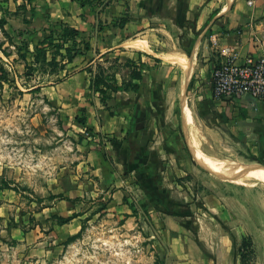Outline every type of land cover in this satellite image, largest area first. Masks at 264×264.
I'll use <instances>...</instances> for the list:
<instances>
[{
    "label": "crops",
    "instance_id": "obj_1",
    "mask_svg": "<svg viewBox=\"0 0 264 264\" xmlns=\"http://www.w3.org/2000/svg\"><path fill=\"white\" fill-rule=\"evenodd\" d=\"M82 1L6 0L4 3L15 13L12 20L15 28L27 31L24 35H33L40 40L45 29L63 22L77 28L89 39L92 48L62 69L70 65L77 70L72 76V80L77 82L73 89L76 95L78 92L90 91V75L76 66L84 59L90 66L111 55L123 54L127 48H134L133 52H142V57L139 55L138 59L141 57L145 61V53H152L186 71L190 66L186 50L169 47L162 52H155L152 49L153 27L156 23L164 27L187 24L192 31H203L204 37L199 36L196 45L200 43L202 54L206 57L204 61L208 63L189 96L201 123H198L194 111L187 104L188 98L185 106L193 152L198 160L226 175L228 179H225L229 181L233 172L225 173L224 170L216 169L197 153L195 141L201 143L203 153L218 158L204 150L202 132L208 143L218 148L220 155H242L251 161L264 163V103L251 95L217 99L213 96L211 81L212 70L224 58L225 50L236 48L240 54L239 62H243L247 55L264 56V0H112L100 14L97 0L85 5H82ZM126 14L130 21L123 28L117 26L115 23L118 18ZM192 22H195L194 29L190 25ZM139 34H147V38H136ZM175 49L186 54L187 64L183 69L176 61L164 57V53ZM211 49L218 53V58L211 57ZM198 53H194V64L198 61ZM131 54L124 57L125 60L134 58L135 54ZM203 70L205 73L209 70L207 76L203 75ZM147 71L144 70V81L131 79L127 75V79L139 84V87L135 91L115 93L109 100L113 101L111 105L114 112L103 106L99 95L95 96L93 104L89 102L84 105L86 126L105 145L91 151L88 161L101 173L100 183H137L147 195L149 204L144 210L151 212V208L156 211L161 207L165 213L164 220L175 236L171 245L172 253L180 259L181 264H243L238 247L245 238L252 241L253 257L249 263L264 264L262 189L239 183L222 187L212 183L214 186L211 189L202 191L200 196L193 193L188 200V195L173 197L172 190L161 185L175 179L169 162L164 161L163 153H176L181 147H172L177 136L169 127L171 124L166 115L169 102L165 99L162 84L148 76ZM117 78L121 83L122 77H118V73ZM79 81L82 82L81 87ZM122 92L124 95L121 97ZM80 126L85 131L86 127ZM157 138L161 139L162 145L156 148ZM241 166L240 170H247L243 168L246 165ZM188 168L189 171L193 170L190 163ZM251 169L264 172V167ZM70 191L65 196L73 199ZM75 196L79 198L81 195L77 193ZM5 208L6 203L0 200V218L5 216ZM9 225L0 232V264H5L3 257L9 255L3 251L23 245L30 234L22 231L20 224L10 230ZM192 230L196 235L192 232L194 243H189L187 232ZM4 232L10 236L7 237ZM8 239L16 240L17 244H10Z\"/></svg>",
    "mask_w": 264,
    "mask_h": 264
},
{
    "label": "rangeland",
    "instance_id": "obj_2",
    "mask_svg": "<svg viewBox=\"0 0 264 264\" xmlns=\"http://www.w3.org/2000/svg\"><path fill=\"white\" fill-rule=\"evenodd\" d=\"M4 2L6 0H0V43L4 49H0V67L7 69L10 81L2 83L0 70V186L4 178L14 182L11 185L17 191L4 189L0 194V200L6 203L5 216L0 218V232L8 224H20L22 231L30 232L23 245L3 251L9 254L3 257L5 264H181L172 253L175 236L164 220L165 213L161 207L147 212L144 210L149 204L147 195L137 183H100L101 173L88 162L90 152L105 145L99 137L88 135L75 117L82 116L85 103L93 104L98 94H93L91 89L74 94L73 89L77 85L76 80H72L77 71L74 66L68 65L65 70L56 72L47 65L32 70V66L39 65L35 62L39 39L17 33L12 22L15 13ZM153 28L151 45L155 52L169 47L182 48L188 54L199 52L196 56L198 61L190 72L187 91V104L199 123L189 96L208 63L204 61L206 57L200 43L196 45L204 33L192 31L187 24L164 27L156 23ZM146 35L139 34L136 38L144 39ZM133 50L127 48L125 53L111 55L101 63L110 70L119 71L118 77L123 80L129 71L123 65L124 57L131 53L135 54L132 58L135 61L139 60V55L142 57V52ZM211 55L218 58L215 50L211 49ZM117 56L121 57L118 62ZM143 58L145 66L149 67L147 75L162 84L165 99L169 102L166 115L171 131H175L177 136L172 147H181L176 153H163V159L169 162L175 179L161 185L172 190L173 197L188 195L190 200L193 193L200 196L202 191L211 189L212 183L221 187L237 184L201 168L188 148L190 138L184 137L181 115L186 71L152 53H145ZM79 63L76 66L91 77L85 59ZM208 71L205 73L203 70V75L207 76ZM79 83L81 87L82 82ZM38 86L41 90L35 89ZM120 95L122 97L124 93ZM109 102L113 105L112 100ZM112 105L109 107L114 112ZM202 134L204 150L217 155L218 159L246 166L264 165L242 155L224 157L216 146L208 143L204 132ZM200 144L194 142L199 151ZM161 145V139L157 138L156 148ZM188 163L193 170H188ZM236 170L240 171V167L233 171L236 173ZM261 175L264 176L263 171ZM246 187H258L264 191V183L257 179ZM68 191L74 198L79 193L81 200L52 198L53 194L65 195ZM78 211L84 216L76 217L63 226L52 219L53 213L68 217ZM192 232L196 235L193 230L187 232L189 243H194ZM4 234L10 236L9 233ZM74 235L78 237L66 245L68 237ZM7 242L17 244L14 239ZM252 257L253 254L248 261H252Z\"/></svg>",
    "mask_w": 264,
    "mask_h": 264
},
{
    "label": "trees",
    "instance_id": "obj_3",
    "mask_svg": "<svg viewBox=\"0 0 264 264\" xmlns=\"http://www.w3.org/2000/svg\"><path fill=\"white\" fill-rule=\"evenodd\" d=\"M100 4V10L99 14L104 11V9L110 4L112 0H97ZM91 2V0H83L82 5H85L86 3ZM130 21V17L126 14L118 18L116 21V25L120 27H124L128 22ZM191 27L195 28V22L190 23ZM27 31H23L20 29H17V33L22 36ZM26 43V42H25ZM2 44L0 43V49H2ZM92 48V44L89 41V39H86V37L83 36L82 32L78 30L75 27H72L68 24H65L63 22L53 24L50 28L45 29L42 38L39 40L37 46H36V53H35V62L39 65L32 66V70H39L42 68L43 65H47L48 67H51L53 72H56L58 70H62L66 67L67 64L72 63L73 60L80 55H83L86 51L90 50ZM49 54L51 57H49ZM159 59V58H157ZM160 60V59H159ZM119 61V58H117V62ZM137 61L132 58H127L125 63L123 65L127 66L129 71L127 75L130 76L131 79H137L140 81H144L146 78V73H144V70H148L149 67L145 66V62H141V57L139 59L138 64H136ZM141 62V63H140ZM89 72L91 73V83H90V89L93 92V94H98L100 97V100L104 107L109 108V100L112 99L113 95L119 91H128V90H137L139 87V84L134 83L131 79H127L126 77L123 78L122 82L120 83L117 78V73L119 71L110 70V67H105L100 61H97L94 66H88L87 67ZM114 67H112L113 69ZM0 70L2 71L1 78L2 83L3 82H9L10 79L8 77L9 72L4 66L0 67ZM35 89L41 90L40 86L36 87ZM82 116H76L75 121L84 125L86 127L85 131L88 135L95 138L94 131L87 127V117H86V109H82ZM105 157L107 155L105 154ZM0 186V191L4 189H13L17 191L16 187H12L11 183H14L12 181H9L7 179H2ZM52 198H58L60 200H70V201H78L81 200V198H69L65 195L61 194H53ZM83 213L81 212H75L71 216L64 217L61 215L53 214L52 219L57 220V223L59 225H63L66 223H69L74 218L81 216ZM18 226L15 225H9V230L14 227ZM81 230H84V226L81 228ZM78 234H81L78 233ZM77 234V235H78ZM78 236H70L67 241H65V244L71 243L75 238ZM238 251L242 254V262L243 264H250L248 261V257H250L253 254L252 249V241L251 239L245 238L242 243L238 247Z\"/></svg>",
    "mask_w": 264,
    "mask_h": 264
},
{
    "label": "built area",
    "instance_id": "obj_4",
    "mask_svg": "<svg viewBox=\"0 0 264 264\" xmlns=\"http://www.w3.org/2000/svg\"><path fill=\"white\" fill-rule=\"evenodd\" d=\"M264 35V29L262 30ZM236 48L225 50L212 70V92L217 99L251 95L264 103V56L247 55L239 62Z\"/></svg>",
    "mask_w": 264,
    "mask_h": 264
},
{
    "label": "bare ground",
    "instance_id": "obj_5",
    "mask_svg": "<svg viewBox=\"0 0 264 264\" xmlns=\"http://www.w3.org/2000/svg\"><path fill=\"white\" fill-rule=\"evenodd\" d=\"M164 57H166L168 59H172V61L173 60L176 61L178 64H180L182 66V69H183V67L185 68V66L187 64L186 54H185L184 51H181L180 49L179 50L175 49V50H173L171 52L164 53ZM197 153L200 156L204 157L206 160H208V161H206L205 159H203L204 161H206L208 164H210L211 166L215 167L218 170L229 171L231 173L233 170L237 169L238 167H242L241 166L242 164H232V163H229V162H225V161H223L221 159H218L216 157L208 156V155H206L205 153H203L202 151H199V150H197ZM246 167L247 166H244L243 168L246 169ZM229 179L231 181H234V183L236 182V183H239V184H242V185H245V186L249 185L251 183H254L255 179H257L258 181H261V182L264 183V176L261 175V170H257V169H247L245 171L244 170H240V171H238L236 173H235V171H233V173L230 175Z\"/></svg>",
    "mask_w": 264,
    "mask_h": 264
},
{
    "label": "water",
    "instance_id": "obj_6",
    "mask_svg": "<svg viewBox=\"0 0 264 264\" xmlns=\"http://www.w3.org/2000/svg\"><path fill=\"white\" fill-rule=\"evenodd\" d=\"M189 55V63H190V67L188 69H186V82L184 84V89H183V94H182V98H181V108H182V123H183V132H184V136L185 138L188 140V137L190 138L189 135V129H188V122H187V117L185 115V106L187 103V91H188V82H189V76H190V72L194 67V53H190ZM188 146L189 149L194 157V160L196 161V163L203 168L204 170L212 173L213 175L219 176L221 178H227L226 175H224L223 173L217 172L213 169H211L210 167H208L207 165H205L204 163H202L200 160H198L193 152V149L190 145V143L188 142ZM254 167H264V165L261 164H248L246 169H251Z\"/></svg>",
    "mask_w": 264,
    "mask_h": 264
}]
</instances>
